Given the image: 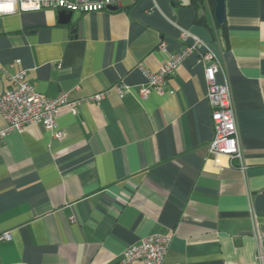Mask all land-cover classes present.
<instances>
[{"label":"crops","instance_id":"obj_1","mask_svg":"<svg viewBox=\"0 0 264 264\" xmlns=\"http://www.w3.org/2000/svg\"><path fill=\"white\" fill-rule=\"evenodd\" d=\"M58 12L0 16V95L6 74L25 70L36 92L65 93L74 104L59 110L61 140L40 123L0 140V234H11L0 241V264H113L155 234L170 237L162 264H260L264 0H225L222 28L207 0L125 1L123 9L72 13L69 24ZM182 31L221 64L216 80L230 88L245 174L208 153L203 49L184 59L161 95L138 94L139 64L157 71L184 47ZM116 84L127 87L123 96L84 102Z\"/></svg>","mask_w":264,"mask_h":264},{"label":"built area","instance_id":"obj_2","mask_svg":"<svg viewBox=\"0 0 264 264\" xmlns=\"http://www.w3.org/2000/svg\"><path fill=\"white\" fill-rule=\"evenodd\" d=\"M125 1L135 0H0V3H14L12 12H0V16L16 13L38 12L44 9H53L71 13H96L114 11L111 8L123 9ZM180 41L184 44L182 50L173 53L168 60L155 72L149 71L143 65L138 68L142 72L145 82L138 87L141 98L147 97L151 91L162 94V86L165 80L172 75L174 70L192 52L203 49L200 63L203 69L205 81V97L210 108L213 136L208 146V153L215 157L222 155L228 158L230 164L242 174L247 170L245 156L240 144V136L236 122V115L231 98V92L227 83H218L216 75L221 71V64L216 60L204 42L197 36L182 31L179 34ZM159 52H166L164 43L158 47ZM9 86L0 95V115L6 123V128L0 131V140L6 138L12 132H20L25 126L40 123L52 136L61 140L64 133L57 126L59 110L63 106H71L67 94L60 93L55 98L42 95L35 91L26 81V71L20 70L13 75L6 74ZM127 87L116 84L110 89L93 94L84 99V102H100L110 91L123 96ZM257 242L255 259L264 264V234L258 232L254 235ZM10 232L0 234V241H9ZM170 237L164 235H151L142 239L139 244L126 248L121 258L113 264H130L133 261H142L144 264H162L163 258L169 247Z\"/></svg>","mask_w":264,"mask_h":264},{"label":"water","instance_id":"obj_3","mask_svg":"<svg viewBox=\"0 0 264 264\" xmlns=\"http://www.w3.org/2000/svg\"><path fill=\"white\" fill-rule=\"evenodd\" d=\"M224 2L225 0H214V19L218 26H222L224 24ZM111 10H116L115 8H111ZM72 18L71 12L59 11L58 12V22L63 24H69Z\"/></svg>","mask_w":264,"mask_h":264},{"label":"trees","instance_id":"obj_4","mask_svg":"<svg viewBox=\"0 0 264 264\" xmlns=\"http://www.w3.org/2000/svg\"><path fill=\"white\" fill-rule=\"evenodd\" d=\"M207 2L209 3L210 5V9H211V13H212V20H213V24H214V27L216 28H222L224 26V24L222 26H218L214 20V16H213V10H214V0H207ZM204 3V0H189V4L191 6H194V7H198L201 6L202 4ZM200 23L202 24H205V20L204 18H201L199 20Z\"/></svg>","mask_w":264,"mask_h":264},{"label":"clouds","instance_id":"obj_5","mask_svg":"<svg viewBox=\"0 0 264 264\" xmlns=\"http://www.w3.org/2000/svg\"><path fill=\"white\" fill-rule=\"evenodd\" d=\"M15 8V4L10 3H0V12H12Z\"/></svg>","mask_w":264,"mask_h":264}]
</instances>
